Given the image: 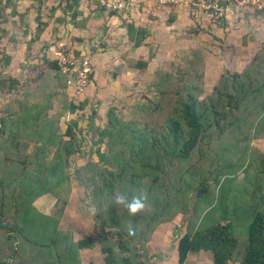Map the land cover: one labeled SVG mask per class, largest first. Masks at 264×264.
Returning a JSON list of instances; mask_svg holds the SVG:
<instances>
[{"label":"trees","instance_id":"16d2710c","mask_svg":"<svg viewBox=\"0 0 264 264\" xmlns=\"http://www.w3.org/2000/svg\"><path fill=\"white\" fill-rule=\"evenodd\" d=\"M11 5L12 0H6L5 6ZM171 20L168 18L167 21ZM34 22L32 39L35 40L43 25L38 11ZM125 29L128 37L133 39V46L139 45L144 38L143 29L131 23H126ZM72 52L75 56L79 53ZM255 53L241 70L223 71L211 93L202 98L198 97V87L192 82L175 85L173 90L161 89L164 98L151 104L155 111L164 99L167 108L159 118L135 116L126 120L115 108H108L105 120L99 126L93 122L95 112L92 110L86 116L83 129L75 118L63 120V129L59 126L64 114L82 109L86 100L75 104L69 98L64 76L55 60H45L47 68L58 75L62 87V102L52 113H49V94L30 100L27 90L19 92L18 78L0 76V92L10 95L0 112V233L4 240L0 243V264H11L24 250L15 245L14 233L29 242L31 249L53 243L58 258L63 253L61 264H72L73 252L92 245L89 236L72 241L60 235L62 233L55 224L50 228L48 242L34 238L39 218L48 217L35 209L33 201L44 194L65 201L73 180L81 184L95 202L93 208L97 211L93 212L92 220L100 235L96 241L103 263L116 264L119 260L121 264H137L131 261L134 255L129 246L135 235L126 232L125 222L131 220L137 226L135 234L149 236L158 225L170 221L178 212L177 191L181 184L193 190L192 196L197 201L207 195L206 179L189 174L192 172L191 160L209 146L214 131L219 133L233 125L234 122L227 119L228 115L234 116L250 108L253 131L260 132L264 128V45ZM148 59H135L133 67L143 70ZM92 73L91 70L90 80ZM136 105L143 109L142 104ZM86 134L89 147L82 150L80 143L85 138L82 135ZM92 155L96 157L95 161L90 159ZM75 159L80 163L75 165ZM220 177L215 174L213 179L215 184L222 186L228 177L226 173ZM141 188L149 192L147 212L129 216L122 207L101 210L107 205V197L114 192H122L131 198ZM40 233L43 234V226ZM111 234L116 237L114 242L119 255L109 239ZM235 247L231 224L214 220L207 227L198 226L182 232L174 244L176 263L183 264L189 254L203 251L209 253L211 264L231 261L264 264L263 212L251 211L246 223L245 244L239 255L234 252Z\"/></svg>","mask_w":264,"mask_h":264},{"label":"rangeland","instance_id":"374dc122","mask_svg":"<svg viewBox=\"0 0 264 264\" xmlns=\"http://www.w3.org/2000/svg\"><path fill=\"white\" fill-rule=\"evenodd\" d=\"M124 1L126 9L123 10L127 15L128 9L134 8L138 15L137 22L143 24L150 22V30H143L145 42L141 40L137 46H145L142 55L144 59L149 58L148 61L151 59L152 67L141 71L135 69L133 67L135 58L125 55L124 62L116 65L115 68H101L96 73L98 85L95 84L92 73L87 90L78 100H73L75 104L83 99L86 102L82 109L76 110L73 114L66 113L60 118L61 129L64 128L63 120L68 118H75L78 126L83 129L86 116L92 110L95 112L93 122L100 126L105 120L104 114L108 108H115L126 120H131L135 116L159 118L167 108L164 99L162 105H159L155 111L151 108V104L159 98H164L161 89L173 90L175 85L192 82L198 87V97L202 98L211 93L223 71H239L252 57L242 58L231 54L224 41L215 39L209 31L212 18L204 10L191 12L192 7L168 4L157 9L159 13L156 15L142 9L145 6L144 0ZM5 2L6 0H0V76L18 78L19 92L27 90L30 100L39 98L41 94H49L51 103L49 113L55 112L62 102L61 82L58 75L46 66L47 57L43 50L45 46L35 43L32 39L35 23L31 22L27 7L19 5L18 9L17 3L15 4L13 0V4L6 7ZM149 3L155 7L153 0ZM174 10L181 11V14L186 12L182 14L185 18L177 19L179 25L169 24L167 21L168 18L171 19ZM250 11L251 14L256 12ZM222 19L219 17L215 20ZM135 27L142 28L139 25ZM125 44L133 45V39L127 40ZM9 96L0 92V112L4 109ZM170 96L174 95L170 94ZM136 103L142 104L143 109L137 107ZM132 109L134 110L130 113ZM227 119L233 121V125L219 133L214 131L210 136L209 146L200 156L194 155L191 160L192 172L189 174L192 177L201 175L206 179L207 195L197 201L192 196L193 190L181 184L177 191L179 204L175 216L170 221L158 225L159 232L153 237L152 234L149 236L135 234L132 243L129 244L132 246L131 254L134 255V260L131 259L132 263L159 264L164 261L163 264H177L170 256L176 239L185 230L192 231L198 226L207 227L214 223V220L221 223L228 221L231 224L232 233L236 238L234 252L236 255L241 253L245 244L246 223L251 211L260 210L264 213V128H261L260 132L253 131V116L250 108L234 116L228 115ZM82 136L85 138L80 143L81 148L86 150L89 147L88 137L87 134ZM90 159L95 161L96 157L92 155ZM74 162L77 165L80 160L75 159ZM224 173L228 177L224 185L215 184L214 175L220 177ZM221 178H219L220 182ZM69 187L71 199L66 205L54 204L49 199L36 201L39 210L45 218L48 217V219L39 218L38 228H34L36 240L48 242L50 228L54 224L61 228L60 235L65 237L70 238L67 231H75L73 234L70 233L71 238L72 236L78 238L88 234L89 229H91L89 234L92 236L90 238L93 240H97L100 236L92 220L95 202L76 181H71ZM42 226L43 234L40 233ZM13 235L15 245L20 250L24 249L21 257L19 256L20 261L23 264H30V257L38 253L39 249H31L29 242L23 241L18 233ZM115 238L114 234L109 236L115 252L119 255ZM144 238L146 239L143 240ZM123 239L127 240V237ZM0 243H4L2 233H0ZM116 264L121 262L118 260ZM187 264L211 263L208 261L207 253L202 251L190 255ZM228 264H238V262L231 261Z\"/></svg>","mask_w":264,"mask_h":264},{"label":"crops","instance_id":"0c3cea01","mask_svg":"<svg viewBox=\"0 0 264 264\" xmlns=\"http://www.w3.org/2000/svg\"><path fill=\"white\" fill-rule=\"evenodd\" d=\"M13 1L15 4L17 3V8L19 5H23L25 8L27 7L28 15H31V22L33 23H35L34 16L36 12H39L40 20L43 25L42 31L34 42L45 46L43 49L45 57H47L48 60L52 59L51 50L60 45L74 52L86 50L92 66L94 81L97 85L99 82L95 77L96 73L99 72L101 68H115L116 65L124 62L123 56L125 55L126 57L135 59L139 57L144 59L142 55L144 53V45L134 47L132 44H125L126 41L130 39L125 29L126 23H131L134 26H142L144 31H146L145 29L150 30L149 21L144 24L142 22H137L138 15L135 13L134 8L128 9L129 14L127 15L124 10L107 12L98 5H94L89 0H68L65 4H63L61 0ZM150 1L151 0H144L145 6H143L142 9L150 11L152 14L156 13L157 15L159 13L157 9H160L164 5H159L153 0L155 6L153 7L149 3ZM240 9L241 11L233 9L226 10L224 15L220 18H223L221 21L212 19V23L209 24V31L215 36V39L222 40L226 43L227 49L231 50V54L233 53L242 58H249L264 45V5L258 10H252L256 11L255 14H251L250 9ZM190 11L198 12L199 10L192 9ZM184 12H182V14H184ZM182 14L179 10L172 11V20L169 24L174 23L179 25L177 19L185 18V15L183 17ZM142 42H145V37L142 39ZM137 54L141 55L136 56ZM150 61L147 62L146 68L152 67ZM69 192L65 201L59 198L57 199L51 194L41 195L33 201V206L37 211L42 213L37 207L36 203L38 202L36 201L49 199L52 200L54 204L60 203L61 205H66L68 200L71 199V192ZM56 229L60 231L61 228L56 227ZM158 229L159 226L154 229L151 233L152 237L159 232ZM89 230L91 231V229ZM65 231H67V229H65ZM73 232L75 231L66 232L70 235L72 241L82 236L92 237L91 234L88 233L78 238H74L73 236L71 238ZM91 242L92 245L90 247L80 248L73 252L72 264H104L97 241L91 238ZM47 244V246H40L39 252L30 257V264L62 263L61 259L63 253H61V257L58 258L53 243L48 242ZM201 252L202 251L198 253ZM206 253L208 255V261L210 262V255L208 252ZM190 255L192 254L187 256L183 264H187V259ZM170 256L172 261L176 263L174 246ZM163 263L164 261L159 264ZM11 264L23 263L17 257Z\"/></svg>","mask_w":264,"mask_h":264},{"label":"built area","instance_id":"2783aa9c","mask_svg":"<svg viewBox=\"0 0 264 264\" xmlns=\"http://www.w3.org/2000/svg\"><path fill=\"white\" fill-rule=\"evenodd\" d=\"M68 0H61L63 4ZM105 11L126 9L124 0H89ZM159 5L178 4L179 6L192 7V9L204 10L213 20L221 18L229 9L238 10L259 9L264 5V0H154ZM52 59L55 60L60 73L64 76V83L69 90V98L77 100L90 85L89 74L92 66L86 50L79 51L75 56L71 50L57 46L51 50Z\"/></svg>","mask_w":264,"mask_h":264},{"label":"clouds","instance_id":"9594fccd","mask_svg":"<svg viewBox=\"0 0 264 264\" xmlns=\"http://www.w3.org/2000/svg\"><path fill=\"white\" fill-rule=\"evenodd\" d=\"M149 199V192L146 188H141L131 198L122 192H114L107 197V205L102 207L101 210L106 211L107 207L117 206L126 209L129 216H136L149 210ZM96 211L97 209L93 208V212ZM124 227L129 235H135L137 226L131 220L126 221Z\"/></svg>","mask_w":264,"mask_h":264}]
</instances>
